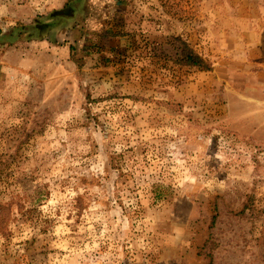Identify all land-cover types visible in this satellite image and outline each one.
I'll list each match as a JSON object with an SVG mask.
<instances>
[{"label":"rangeland","instance_id":"1","mask_svg":"<svg viewBox=\"0 0 264 264\" xmlns=\"http://www.w3.org/2000/svg\"><path fill=\"white\" fill-rule=\"evenodd\" d=\"M115 1L0 0V264H264V0Z\"/></svg>","mask_w":264,"mask_h":264},{"label":"trees","instance_id":"2","mask_svg":"<svg viewBox=\"0 0 264 264\" xmlns=\"http://www.w3.org/2000/svg\"><path fill=\"white\" fill-rule=\"evenodd\" d=\"M41 24H42L41 26H43L42 28L45 27L44 29H47L49 26L48 31H50V29H52L54 27V22L48 21V22H43ZM37 25L35 28L38 31H40L41 28H40L39 24H37ZM181 43H182L181 50H180L181 61H183L186 65L199 67V68H202L205 70L209 69L210 66L205 60H203L200 56H198V54L195 53L193 51V49H191L186 43H184V42H181Z\"/></svg>","mask_w":264,"mask_h":264},{"label":"crops","instance_id":"3","mask_svg":"<svg viewBox=\"0 0 264 264\" xmlns=\"http://www.w3.org/2000/svg\"><path fill=\"white\" fill-rule=\"evenodd\" d=\"M109 1V0H108ZM116 1H118V2H120L121 0H116ZM116 1L115 2H113V3H116ZM110 3H111V0H110ZM42 24H39V26H40V28H42L43 26H41ZM48 28H49V26H48ZM48 28L46 29V32H48ZM54 29H55V27H53L52 29H50V32H53L54 31ZM49 32V33H50ZM65 47H67L68 48V46H65ZM67 52H69V48H68V50H67Z\"/></svg>","mask_w":264,"mask_h":264}]
</instances>
